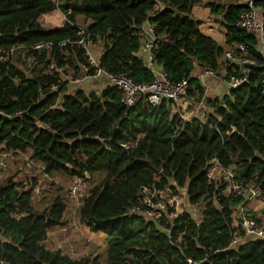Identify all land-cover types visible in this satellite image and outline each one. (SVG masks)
<instances>
[{
  "label": "trees",
  "instance_id": "obj_1",
  "mask_svg": "<svg viewBox=\"0 0 264 264\" xmlns=\"http://www.w3.org/2000/svg\"><path fill=\"white\" fill-rule=\"evenodd\" d=\"M255 6L264 10V0H256ZM194 7L218 15L225 45L243 44L245 58L254 61L245 66L248 83L207 99L205 121L181 123L172 114L174 104L166 100L153 107L142 100L126 108L114 86L100 93L78 89L66 94L61 85L41 95L45 84L61 81L56 72L26 75L0 65V147L29 152L48 175L69 184L84 172L90 180L100 175L82 199L77 222L105 234L107 245L104 263L98 255L74 259L47 249L42 242L48 231L65 224L67 205L54 198L51 207L36 211L35 181L27 189L6 178L0 184V264H264V241L234 242L242 233L234 226L232 209L243 201L208 179L210 162L216 159L222 167L234 168L244 184L255 183L264 196V57L255 35L236 26L244 6L229 0H0V48L57 44L77 35L80 17L91 21L85 33L104 41L98 58L103 70L149 84L153 76L140 55V33L148 21L157 41L153 60L171 83L189 80L188 92L201 94L192 72L218 70L223 48L200 31L201 21L191 16ZM56 10L65 24L43 28L39 18ZM53 52L58 67L79 74L82 49H67V56L57 48ZM34 54L35 63L45 69V55ZM151 185L169 188L171 196L184 192L190 207L202 206L200 216L183 211L158 222L141 214L125 216L138 191ZM248 217L264 227L256 215Z\"/></svg>",
  "mask_w": 264,
  "mask_h": 264
},
{
  "label": "built area",
  "instance_id": "obj_2",
  "mask_svg": "<svg viewBox=\"0 0 264 264\" xmlns=\"http://www.w3.org/2000/svg\"><path fill=\"white\" fill-rule=\"evenodd\" d=\"M229 2H234L235 4H240L245 7L246 10L241 12L238 16L239 19L236 26L248 34L255 35L258 41L257 51L264 57V10H260L255 6L256 0H231ZM155 9H158V7H155ZM94 40L95 37H92L91 34H86L85 29L79 26V32L75 37H70L57 44L49 41L39 42L29 47L16 45L8 49L0 48V65L6 66L7 70L10 66H13L23 74L29 75L30 72L38 66L37 63H35L36 55L34 53L37 55L44 54L47 63L44 73L56 72L61 81L59 84H45L44 88L39 90L41 95H44L45 92L58 91L61 85L66 86L67 89H72L69 92V94H71V92L78 90L76 87L82 85L85 80L91 78H104L110 83V86H114L120 91V102L126 108H132L142 100L146 101L152 107L159 106L162 100H166L174 104L172 114L174 112L177 113L181 123L192 122L194 120L205 121L204 119L207 117V114L203 120H200L199 116L196 115L187 120L184 118L183 114L179 112L178 107L182 99H185L188 93L189 80L184 79L178 83H171L167 79L162 67L153 60L152 50L155 48L157 41L155 40L154 29L148 21L142 25L140 33V53H144L146 56V68L153 76L152 82L149 84L136 83L125 73L114 74L103 70L100 67L98 58L94 56L91 50V48L96 46V41ZM54 48H57L61 55L64 56H67V49L70 48H79L83 50V62L79 65V74L77 76L67 73V67L57 66L54 61L56 56L55 52H53ZM245 51L246 48L243 44L232 43V45L226 46L223 49L222 55L219 58L218 70L201 69L197 75L192 72V79H197L203 90L201 94L195 91L194 97L199 100L195 112L200 110L203 112V110H205L207 103L205 94L207 87L205 85V80L213 78L220 79L225 86L226 95L239 86L248 83L245 66H253L254 61L245 58ZM103 53L104 50L101 52L100 56ZM237 68L240 74H236ZM228 70H230V73H228ZM262 77L263 84L260 85V93L264 98V64L262 65ZM175 108L176 111H174ZM10 155L11 154L6 152L0 154V171L3 173L8 171L6 159ZM20 157V161L23 162L27 169H32L33 166H35L33 160H30L28 156L21 155ZM41 171L42 177L44 179H49L50 175L45 172L44 168H42ZM31 179L28 181L29 184L31 183ZM208 179L211 181L218 179L225 186V194L243 201V203L238 204L232 209V221H234V226L240 229L242 233L238 235L234 242L238 243V241L248 239H259L264 241V227L259 226L255 220L250 219L248 214H246L249 208L248 206L251 204L260 206V208L264 207V196L261 189L255 183L244 184L241 180L236 178L234 168H224L216 159H212L210 162ZM89 181L90 175L84 172L81 178L70 184L71 186L67 190V194L72 200V203L74 202V207L72 209L79 210L82 206V199L85 198L89 192L86 184ZM178 197L180 198V195L171 196L169 188L160 190L156 188L155 185L142 187L136 194L135 205L130 207L124 215L133 216L135 214H141L144 215L147 221L153 222H158V220L164 216L168 219L176 218L180 212H183L182 209L180 212L177 211L178 202H176V198ZM169 209L174 212L168 213ZM254 213H256V210H254ZM82 225L84 224L82 223ZM76 229L77 227L74 226L72 230L74 231ZM66 232L67 229L63 228L62 233ZM54 250L62 251L63 247L59 246ZM186 263L194 264L191 263L190 260H187Z\"/></svg>",
  "mask_w": 264,
  "mask_h": 264
},
{
  "label": "crops",
  "instance_id": "obj_3",
  "mask_svg": "<svg viewBox=\"0 0 264 264\" xmlns=\"http://www.w3.org/2000/svg\"><path fill=\"white\" fill-rule=\"evenodd\" d=\"M229 1H231V0H229ZM191 16L193 18H196L197 20L201 21V25L199 26V29L204 35H206L210 38H213L223 49L226 47L225 46V38H224V28H221L219 30L218 25L215 24V22H214V21H217L218 19L216 17H214L215 16L214 14H210L208 8L194 7L191 11ZM41 18H42V20L49 22V25H48L49 27H47V24L45 26L41 25L43 28H46V29L53 28V27H61L65 24V17L60 13L59 10L48 13V15H43L39 19H41ZM49 18H50V20H49ZM203 20H205V22H203ZM38 22H39V20H38ZM90 22L91 21L82 20L81 28L85 29ZM51 23H53V24H51ZM221 27H222V25H221ZM94 41H96L95 42L96 46L91 48V50H92L94 56L99 58L101 52L104 50V46H103L104 41H102V39L99 37H96ZM140 55L146 61V56L144 55V53H140ZM66 72L69 74H70V72H72L71 74H74V70L71 68L69 70H66ZM193 74L197 75L196 69L194 70ZM83 82L84 83L82 85L76 87V89L77 88L82 89L87 93H91V92L92 93H100L101 90L105 86H110V83L107 82L104 78H91V79L85 80ZM205 85L207 87L206 92H205L207 99L208 98L213 99L214 97H221V96L226 95L225 86H224L223 82H221L220 79H216V78L207 79V80H205ZM71 90L72 89L68 88L66 94H69V92ZM184 101L185 100L182 99L178 109L183 108L182 102H184ZM179 112H181V111L179 110ZM208 113H209V108L207 107V103H206L205 110H203V112L201 110L198 112L194 111L193 115H189V113H188V114H185L183 116L185 119L189 120L194 115L202 116L203 118H205L206 114L208 115ZM6 153L11 154L12 159L17 161L15 166L19 168V171L22 170V168H24L23 166H25L23 164V162L20 161V159H21L20 156L24 155V156L30 157L29 152L21 153V152H12L11 151V152H6ZM8 158L6 159V163L9 161ZM33 163L35 166H33V168L29 170L30 175H32V173H34L33 172L34 167L38 168L40 171L42 170V168H44L42 165H40L34 161H33ZM30 171H32V172H30ZM23 173H27V172L24 170ZM3 175H5V174H0V184H1V181L4 180L6 177ZM33 177H36V176L34 175ZM33 177H32V179H33ZM25 178H27V176ZM30 179H31V177H30ZM30 179H28V181ZM37 183L38 182H36V180H35V184H37ZM179 195H180L181 200H182V197L185 199V196H184L185 193L184 192H181ZM185 201H186V199H185ZM248 207H253V206H248ZM248 210H250V209L248 208ZM199 216H200V214H199ZM64 217L66 219L65 224L63 226H59V227L54 228L53 230L48 231L46 239L42 242V245L46 246L45 244L48 243L47 237L50 236L51 241L53 243V246H55V249L58 248L59 246H61V247H63L62 253L65 252V254H67V255L71 253L70 250L67 251V248H69V249L71 248L73 251L78 250V249L81 251V250H85V249L89 250L91 248L100 247V246H104L105 248L107 247L105 234H103V233H95L94 234L90 231V229L87 226L82 225V224L77 222V210L71 209V211L67 212L66 215H64ZM74 226H76L77 229L73 231L72 229ZM63 228L67 229L66 233H62ZM46 248L49 249L47 246H46ZM49 250H53V249H49ZM85 256H87V255H85ZM93 257H95V256H93ZM76 259H78V258H76Z\"/></svg>",
  "mask_w": 264,
  "mask_h": 264
},
{
  "label": "rangeland",
  "instance_id": "obj_4",
  "mask_svg": "<svg viewBox=\"0 0 264 264\" xmlns=\"http://www.w3.org/2000/svg\"><path fill=\"white\" fill-rule=\"evenodd\" d=\"M214 17H216L218 19L217 21H214V22H215V24L218 25L219 30H220L221 28H223V27H221V23H220L221 18H219L218 15H215ZM49 20H50V18H49ZM76 21H78L77 23L79 24V26H81L82 18L78 17ZM39 22H40V25L45 26L47 24V27H49L48 26L49 22L42 20V18L39 19ZM203 22H205V20H203ZM51 24H53V23H51ZM103 46H104V43H103ZM200 70L201 69L197 68L196 72L199 73ZM42 72L43 73L45 72V69L42 65L36 66L33 70L34 74H39ZM70 73H72V72H70ZM184 100L185 101L182 102L183 108H179V110L181 111L182 114L184 113L183 115L188 114V113H189V115H193L194 111H196V108H197L196 106H197V103L199 100L195 99L194 93L191 94L189 92L187 93ZM174 111H176V108L174 109ZM199 118L201 120L204 119L202 116H199ZM4 152L5 151H3L2 148L0 147V154H2ZM8 159H9V161L6 164L8 166V171L5 173L0 171V174H5V175H3V176H6L5 179L11 178L14 182H19L22 185L27 186V189H28V187H31L29 182H28V179H30V177H32L33 175L36 176V177H33V179H34V181L36 180V182H38V183L35 184V187L33 188V196H32V206H34L36 211H43V210L51 207V204H52L54 198H60L65 203V205H67V209H66L64 215H66L67 212L71 211V209L74 207V205H73L74 202L72 203V200L70 199V197L67 194V190L70 188L71 185L68 183V181L65 178L60 177L58 175H53V176H49V179H44L42 177V171H40L36 167H34V169H33L34 173H32V175H30L29 174L30 169H27L26 166H23L24 168H22V170L19 171V168L15 166L17 161L12 159V155ZM24 170L27 173H23ZM30 172H32V171H30ZM26 176H27V178H25ZM100 178H101L100 175H95L94 178L89 181V183L88 182L86 183L88 186V191L93 189V187L97 186V182L100 180ZM33 179L31 181H33ZM213 181L220 182L218 179H215ZM176 202H178V207H177L178 212H180V210L182 208L183 211H187L191 215H194L197 217L199 216L200 210L202 207L200 204H198V205H196V207L192 208L188 205V203L185 201V199L183 197H182V200L179 197L176 198ZM249 206H253V207H249L250 210L247 209L246 214L249 215V213H252V215H256V217L261 221V223L264 224V207L260 208V206H256L255 204H251ZM254 210H256V213H254ZM47 240H48V243H46L45 245L49 249L54 250L55 246H53V243L51 241L50 236L47 237ZM68 250L71 251V253L68 255H70L74 259L83 257L85 255H87V256L88 255L89 256L90 255L91 256L98 255L101 263H104V260H105V247L104 246L91 248L89 250L85 249V250H81V251L79 249L73 251L71 248L70 249L67 248V251Z\"/></svg>",
  "mask_w": 264,
  "mask_h": 264
}]
</instances>
